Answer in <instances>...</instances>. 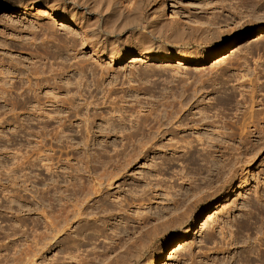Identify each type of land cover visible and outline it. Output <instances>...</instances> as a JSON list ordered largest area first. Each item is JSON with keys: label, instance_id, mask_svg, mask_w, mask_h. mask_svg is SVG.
<instances>
[{"label": "rangeland", "instance_id": "374dc122", "mask_svg": "<svg viewBox=\"0 0 264 264\" xmlns=\"http://www.w3.org/2000/svg\"><path fill=\"white\" fill-rule=\"evenodd\" d=\"M120 1L127 6L135 2ZM237 1L233 0L234 3ZM25 2L27 6L20 8L0 0V69L4 71L0 83L8 85L18 80L16 75L26 76L37 64L48 70L42 75L44 78L52 73L49 72L50 67L62 70L58 78L61 89L57 90V105H40L51 120L46 128L45 123L39 121L47 118L38 117L40 109L33 113L36 109L34 104L16 110L15 113L22 114L19 121L25 120L22 124L19 121L9 124L12 116L10 107L4 109L0 106V264L51 263L54 247L49 244L52 235L47 240L48 247H51L47 253L43 252L41 241L43 211L51 208L53 201L50 197L59 199L61 190L77 182V176L70 175L72 172L90 175L88 164L94 177L88 176L87 185L100 186L88 202L101 199L96 205L111 212L99 213L101 217L96 220L92 215L88 220L67 226L74 233L66 239L73 244L79 243L78 246L73 245L71 255L79 252L87 257H96L97 264H139L161 245L164 251L156 264H228L230 261L225 262L228 256H232L230 264H236L237 256L239 264H246V255L248 258L250 255V264H260L257 253H264V141L253 138L247 143L241 142L235 123L241 121L245 110L241 94L244 88L240 87L239 81L259 77L260 82H264V33L260 38L258 34L259 27L264 26V8L259 12H239L233 16L229 11H223L221 0H153L148 7L149 13H145L143 19L148 20L150 12L156 13L162 22L153 34L160 47L166 48L152 52L165 53L169 48L195 53L201 51L204 54L201 61L183 65L177 59L159 61L145 58L140 53L147 50L134 40L129 44L131 53L124 60L110 64L105 50L120 34L130 35L133 24L120 30L116 19L105 22L98 13L87 9L89 5L75 6L74 0H51L49 5H54V8L37 0ZM56 8L60 11L66 9L68 19L71 16L75 18L70 22L48 18L45 10L55 12ZM187 13L204 19L214 17V21L217 17L215 22L219 27L213 29L211 25L209 32L199 31L200 27L189 21ZM115 15L119 18V11ZM180 29L184 31L185 43L180 42L176 47L172 40ZM153 34L148 33L149 36ZM200 35L213 36L215 40L208 44L199 40ZM98 36H102L101 40L97 39ZM71 37L76 39L75 50ZM165 37L170 42H165ZM217 48L230 49L232 53L221 64H214L215 60L211 59L210 52ZM246 52L251 53L244 64ZM76 60L84 66L73 68ZM70 69L73 70L68 72ZM252 88L257 91L254 86H245L248 90ZM261 88L264 93V86ZM51 93L50 88L42 91L43 95ZM112 98H117L116 102L110 103ZM180 99L185 105L177 113ZM154 108L162 112L161 120L167 124L165 127L177 129L183 120L190 122V127L169 134L163 142L169 143L174 137L172 144L142 154L119 176L103 178L100 185L101 172L111 169L107 159L123 146L121 131L126 128V132L133 130L129 125ZM171 110L173 116L168 119L166 115ZM122 112L127 114V126H117L121 128L119 132H111L107 136L109 123L115 121L117 125ZM154 117L150 116L149 121ZM198 118L204 119L197 122ZM60 119L66 125L60 126ZM88 125L94 126V133L89 137L85 135ZM62 129V137H53ZM219 131L228 132L227 137L223 139L224 135ZM43 132L47 134L40 136ZM182 137L194 140L193 145L198 143L196 148L199 151L191 145L176 148V141ZM198 137H215L219 146L222 145L215 148L227 151L226 157L230 158L233 167L231 193L222 202L217 198V201L201 204L197 227L187 239L188 244L178 252L171 253L178 243L174 232L153 238L148 248L140 247L142 239H150L149 234H153L156 224L177 215L176 197L183 200L178 211L193 202L195 194L184 200V182H192L200 190L210 189L215 183L213 181L209 185L213 178L216 179L217 167L225 158H220V151H214L207 157L201 144L203 140L198 141ZM161 144L159 141L156 146ZM41 145L45 147L38 153ZM30 161L32 164L29 165ZM45 163H54L53 170L48 169ZM74 202L75 199L70 198L69 203ZM98 211L99 208H94V213ZM212 214L213 218L203 224ZM143 222L146 223L139 227ZM126 224L132 232L130 235L123 232ZM76 227L79 229L75 230ZM231 232L237 237L238 244L232 246L230 252L214 251L215 244L227 243V239L222 241L223 236L226 234L230 238ZM210 233L214 238L209 237ZM65 235L66 230L57 238ZM116 235L123 236L121 244L106 253L105 245H113L112 238ZM129 248L134 249V255L125 253ZM191 254H196V258L191 259Z\"/></svg>", "mask_w": 264, "mask_h": 264}, {"label": "bare ground", "instance_id": "6f19581e", "mask_svg": "<svg viewBox=\"0 0 264 264\" xmlns=\"http://www.w3.org/2000/svg\"><path fill=\"white\" fill-rule=\"evenodd\" d=\"M42 2L44 5L50 8H54V5H49V2L51 0H37V2ZM153 0H135V2L131 3L129 6L125 5L126 3L124 1L120 0H74L75 6L83 4L89 5L87 9L93 10L94 12L98 13V15L101 16V18L104 19L105 22L109 21L111 18L116 19V23H118L119 29H125L130 25H132L130 28V35L125 36V34H120L118 39L111 43V45L105 50L104 54L107 56V58L110 61V64H113L115 62H120L124 60V58L130 54V42L137 40L143 48L147 51H141V55L145 58L155 59L159 61H170L173 59H177L179 64H187L191 62H200L201 57L204 56L203 52H197L194 51H187L184 49H172L169 48L165 50V53H153L152 50L158 49L161 50V44L158 40H156L154 36V32L158 31L159 29L156 28V26H159L162 21H159L158 16H156V13L150 12V17L146 21L143 19L145 13H149L148 7L151 5ZM166 1V0H164ZM227 0H221V7L223 11H229L230 14L233 16L236 14H245L247 12L255 13L259 12L264 8V0H238L237 2H233V0H228L230 2H226ZM2 3H9L11 5H16L17 7L23 8L26 5L25 0H2ZM64 4L63 2L61 3ZM65 8V7H64ZM77 8V7H76ZM75 7L73 8V10ZM46 15L48 18H53L60 20L61 22L65 20H72V18H75V16H71L70 19L67 18V11L64 9L63 11H60L56 8V11L53 12L51 10H45ZM116 11H119L120 17L118 18L115 13ZM132 15V16H131ZM189 21L197 25L198 30H202L203 32H209L211 25H213V29H218L217 25V17L215 18V21L213 18L207 17L206 19L202 17H198L197 15L192 14H185ZM130 16V17H129ZM84 18V17H83ZM123 18V19H122ZM90 18L88 19V21ZM59 21V22H60ZM93 21V20H91ZM90 21V22H91ZM58 22V23H59ZM117 25V24H116ZM158 29V30H157ZM148 30V31H147ZM149 34H153V36H149ZM264 33V26L259 27L258 34L259 38ZM233 34V33H231ZM173 42H175V46L179 47L180 42H184V31L179 30L176 33H174ZM125 36V37H124ZM202 35L198 36L201 37ZM243 36V35H242ZM102 36H98L97 39L101 40ZM200 41L205 43H211L213 40H215V37L213 36H202ZM70 41L72 42L73 49L75 50L77 43L76 39L71 37ZM165 42H170L169 38L165 37ZM101 42V41H100ZM226 44H229L227 41H225ZM158 43V44H157ZM191 43V42H190ZM232 43V42H230ZM227 46V45H226ZM207 51V50H206ZM236 52V50L234 51ZM22 53V51L20 52ZM211 59L215 60L214 64L218 63L221 64L225 62L226 58L232 54L230 52V49L226 51V49L217 48L214 51H211ZM228 53V54H227ZM249 53L246 52L243 63L246 64L247 60L249 59ZM95 54V53H93ZM35 56V54H33ZM39 55V53H38ZM37 55V56H38ZM75 58L77 56L75 55ZM242 63V62H241ZM4 65V64H2ZM73 68H81L84 66V64L80 60H76L72 64ZM3 69V66H1ZM73 69L68 70V72L72 71ZM29 71V69H28ZM48 70H45L40 67V65H35L32 67L31 71L24 76H18L15 77L18 78V80L10 82L8 85L6 83H0V101H1V107L6 109L7 107H10V110L12 112V116L10 117L9 124H12L13 122L19 121L21 113H15L16 110L21 108H29L30 105L34 104L36 106V109L33 113L37 112V109H40L38 113V117H44L47 118L46 120L39 121L45 123V128L47 125L51 122V120L45 115L44 108L40 105H47L50 103V105L55 106L59 102V100L56 99L57 96V90L61 89L58 78L61 76L62 70H56L52 67L49 68V72H52L50 75L46 76L44 78V74H47ZM4 73L0 69V77ZM246 75H241V77ZM240 87L244 88V91L241 92L242 94V106L245 107V110L242 111L243 118H241V121H238L235 123V126L238 130L237 134L243 143H247L248 141H251L253 138H258L261 141H264V93L261 92V87L264 86V82H260V78H254V79H248V80H242L239 81ZM246 85L254 86L255 89H245ZM47 88L51 89L52 93L49 94H42V91ZM188 90L186 88L185 92ZM260 90V91H259ZM196 90H193V93ZM196 94V92H195ZM185 95V94H184ZM260 95H262V98L260 99ZM117 98L110 99L111 102H116ZM34 102V103H33ZM181 104L179 105V109L177 110V113L184 109L185 103L183 100L180 99ZM71 104V103H70ZM262 104L263 106L260 107L259 105ZM43 110L41 111V109ZM71 109V107H69ZM113 109L115 107H112ZM174 108V107H173ZM126 113V112H125ZM124 112L121 113L119 116V120H117V125L115 121L112 123H109V126L107 127V136L111 132H119V127L127 126V118ZM70 115V114H69ZM68 115V116H69ZM154 115L153 121H149V117ZM68 116H65L67 118ZM159 116V117H157ZM162 112H159L157 109L154 108V110L150 111L148 115L146 116H138L135 121H133L129 128L133 129L128 132H126V129H123L122 132V138L123 146L120 150L116 151L115 154L111 155L112 157H109L106 161L107 165L111 167V169L106 168L105 172H101V178L99 179V184L101 185V180L103 178L109 177H115L119 176L122 171L127 167V165H130L132 162H134L138 157L142 156V154H145L149 151H156L158 148L167 147L168 144H172V139L174 140V137L170 139L169 143H164L163 139L166 138V136H169V134H172L176 130H186L190 126V122H186L185 120L179 122L177 129L176 128H168L165 127L167 125L166 123L161 120ZM173 116L172 110L169 112V114L166 115L168 119H171ZM56 118V116H53ZM32 118V117H31ZM207 118V117H204ZM198 118L197 122L203 121V119ZM33 119V118H32ZM192 121L195 119H191ZM60 126L66 125L65 121H62L60 119ZM130 121V120H129ZM25 122L19 121V124H22ZM172 123V122H170ZM213 122L210 121V124ZM119 126V127H117ZM93 125H88L85 129V135L90 136L91 133L93 134ZM215 127H219L218 125H215ZM100 132H103L102 126H99ZM62 131H56L53 137L58 138L62 137ZM220 134H223V139L226 136L228 132L226 131H219ZM46 132L40 133V136L46 135ZM231 136V134H229ZM95 138H97L96 135H94ZM219 137V136H217ZM198 141H202L203 150L205 151V155L207 157H210L212 153L215 152H221L220 158H225L222 161V165L217 167V172L214 176H216L215 180L209 182V185L214 181L215 183L210 187V189L200 190L197 189L196 186L192 185V182L189 184L188 181L184 182L182 185H184L185 189V197L184 200L186 201L192 194H195L193 198V202L190 204H187L183 209L180 211L179 208L183 202V200L180 197H176L174 199V205L176 207L177 215L175 217H169L166 218L164 221H161L158 225H155L153 234H149L150 239L144 240L142 239L140 241V247L148 248L150 247V244L153 241V238L156 239L161 234L168 235L170 232H174V236L178 238V243L175 245L173 251L171 253H176L179 250L183 249L186 244H188V238L193 234V231H195V228L197 227V218L199 216V213L201 211V204L203 202H210L214 201L218 198V202H222L226 199V197L231 193V190L229 189L233 179L231 172L233 171V167L230 165V158L226 157L227 151L220 150L219 148H215V146H219V143H217V139L215 137H209L204 139L203 137H198ZM159 141L163 144L160 146H156ZM194 140H187L185 137H182L180 140L176 141V144L178 147L181 148L184 145H191V147H194L195 150L199 151L196 147L198 146V143L196 145H193ZM73 146V145H70ZM45 147V145L39 146L38 153H41V148ZM219 147H222L220 145ZM177 150V149H176ZM175 150V151H176ZM115 156V157H113ZM48 158L50 156L48 155ZM89 163V162H88ZM215 163V161H214ZM32 164V162H29V165ZM47 164V163H45ZM54 164V163H53ZM53 164H47L48 169L53 170L54 165ZM230 165V166H228ZM89 164L87 172H89L90 175L89 178L94 177V175H91V171L89 169ZM228 166V167H227ZM79 170V169H77ZM211 171H213V168H210ZM79 174V172H72L71 176H77V182H73L72 185H67L64 190L60 191V197L59 199H56V196L50 197L52 199V206L51 208H48L43 211V218L41 220L42 225V232H41V241L43 242V252L47 253L51 247H48L47 240L52 235V239H50V244L54 248L52 249L54 251L53 258L50 260V264H71L72 262H75V264H97L96 263V257H87L83 253H76L73 255L72 252L74 250L73 245H79V243H71L69 239H66L69 237L74 231L71 228L67 227L68 225H71L75 222H81L83 220L90 219V216H94L93 218L96 220L101 217V212L103 213H110L111 211L106 207H98L96 205L97 202H100L101 199H98L94 201L93 203L88 202L91 195L97 194V192L100 190V186L97 187L96 185H93L92 187H89L87 185V179L88 176L85 174ZM217 183V184H216ZM219 183V184H218ZM187 184V187H186ZM212 189V190H211ZM211 190V191H209ZM57 192V189L55 190ZM55 192V193H56ZM181 193V192H180ZM202 196L199 197V195ZM57 194V193H56ZM178 196V195H176ZM75 199L74 203H69L70 198ZM217 201V200H216ZM94 208H99L98 213H94ZM101 208V209H100ZM106 215V214H104ZM214 214L208 215L207 219L203 224H206L213 218ZM77 218V219H76ZM146 222L140 223L139 227H142ZM127 225V224H126ZM79 227H76L75 230H78ZM223 229V228H222ZM64 230H66V235L61 238H57ZM124 234L130 235L132 232L130 231V227L127 225L123 229ZM226 235V234H225ZM223 236L222 241L227 239V243L225 245L221 244L219 246V243L215 244L213 246L214 251L218 250H226L228 252L231 251L232 246H236L238 244L237 237L234 236V233L231 232L230 238L228 236ZM170 237V236H169ZM209 237H213L212 233L209 234ZM55 239V240H53ZM66 239V240H64ZM113 245L106 246L105 245V252L113 250L114 248H117L122 242L123 236L116 235V238L113 237ZM169 239V238H168ZM171 239V238H170ZM54 243H53V242ZM215 241V239H214ZM52 242V243H51ZM138 246V247H139ZM172 248V247H171ZM78 251H81L80 247H77ZM138 250V249H137ZM163 248L161 245L156 246L147 256L146 258L141 261L139 264H156L157 260L162 256L163 254ZM127 255H134L135 251L133 248H129L125 252ZM259 259L261 260L260 264H264V253H261L258 251ZM105 257L108 256L107 254L104 255ZM198 257V256H197ZM71 259L73 261H69L67 259ZM196 254H191V259H195ZM232 256H228L225 259V262H231ZM246 264H250V255L248 258V255H246ZM215 261V259H214ZM192 261L191 263H193ZM230 262L228 264H230ZM238 256L235 257V263L237 264ZM45 264H49L48 262ZM110 264H113L112 262ZM194 264H197L196 262ZM239 264V263H238Z\"/></svg>", "mask_w": 264, "mask_h": 264}]
</instances>
